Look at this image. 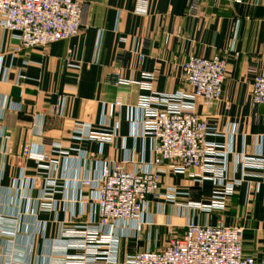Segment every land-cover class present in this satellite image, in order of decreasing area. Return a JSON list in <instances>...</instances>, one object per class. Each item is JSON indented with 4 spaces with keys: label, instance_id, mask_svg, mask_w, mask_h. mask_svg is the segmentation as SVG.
Instances as JSON below:
<instances>
[{
    "label": "crops",
    "instance_id": "obj_1",
    "mask_svg": "<svg viewBox=\"0 0 264 264\" xmlns=\"http://www.w3.org/2000/svg\"><path fill=\"white\" fill-rule=\"evenodd\" d=\"M82 3L81 30L73 37L19 53L10 34L0 40V96L6 108L0 117V128L6 130V139L0 140V264H49L65 254L83 253L70 246L79 237L66 234L89 222L96 190L80 187L77 179L97 178L109 162H126L128 170L151 164L152 140L138 135L140 99L185 89L183 64L191 55H221L228 62L221 99L211 104L196 99L195 109L218 127L219 134L210 139L231 150L229 176L241 178L243 156L264 158V105L255 107L252 98L254 75L264 72V0ZM143 3L146 13L138 10ZM6 69L12 76L20 72L18 84L4 79ZM117 74L133 83L116 85ZM117 100L121 106H115ZM82 125L114 134V140L74 136ZM44 138L61 142L69 158L44 148ZM26 144L52 152L54 173L64 178L48 197L51 209L43 208L40 199L46 170L22 157ZM164 169L161 197L151 201L142 223L114 227L119 244L118 262L112 264H126L133 251L164 249L184 233L193 213L206 221L198 210L181 215L179 206L208 203L213 182L197 183L187 174H174L169 165ZM170 188L180 192L175 202L168 200ZM209 219L244 226V253L264 261V168H248L227 209L211 212Z\"/></svg>",
    "mask_w": 264,
    "mask_h": 264
},
{
    "label": "built area",
    "instance_id": "obj_2",
    "mask_svg": "<svg viewBox=\"0 0 264 264\" xmlns=\"http://www.w3.org/2000/svg\"><path fill=\"white\" fill-rule=\"evenodd\" d=\"M138 10L146 13V4L143 3ZM82 15V0H0V40H5V34H10L16 42L15 53L37 46L46 47L79 34ZM1 64L2 56L0 67ZM227 66L226 57L221 55H191L183 64L185 89L174 93L153 92L141 97L138 135L152 140L151 164L147 167L137 165L128 170L124 166L126 162L114 161L105 164L97 178H78L80 187L92 186L96 190V205L89 222L78 224L75 226L77 230L65 233L79 237L73 239L75 242L70 246L83 253L65 254L62 259H53L49 264L117 263L119 237L114 227L119 224L136 227L142 223L151 201L161 197V174L167 165L174 174H187L197 183L210 180L216 186L208 203L188 201L179 206L181 215L198 210L205 213L207 219L201 223L193 213L184 233L173 238L164 249L130 252L125 263L264 264V261L258 262L254 256L244 253V226H228L223 221L213 224L209 219L211 212L227 209L236 188L245 181L248 168H264L262 155L243 156L241 178L230 177L228 154L231 150L224 143L210 139L219 134L218 127L195 109L196 99L208 104L221 99ZM147 76L152 78L150 74ZM20 77V72L16 76H12L9 69L4 72V79L13 80L16 84ZM131 83L132 80L120 74L115 77L116 85ZM252 98L255 107L264 105V72L254 75ZM121 105V100L115 102V106ZM63 106L61 104V110ZM5 109L0 96L1 118ZM74 136L100 142L114 140V134H98L89 125L77 126ZM4 139L6 130L0 128V140ZM42 144L44 148L51 147L53 153L69 158L70 150L61 142L44 138ZM52 152L38 150L34 144H26L22 149V157L34 160L39 168L46 170V191L40 197L45 209L52 208V199L48 198L51 193L65 183L64 178H58L54 173L57 163L52 159ZM81 158L85 159L86 155L81 154ZM249 186L253 188L251 184ZM169 191L168 200L175 202L180 192L175 188ZM108 227L109 230L103 229Z\"/></svg>",
    "mask_w": 264,
    "mask_h": 264
}]
</instances>
